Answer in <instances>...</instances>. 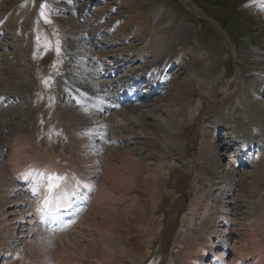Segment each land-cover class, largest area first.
<instances>
[{
  "label": "rangeland",
  "instance_id": "obj_1",
  "mask_svg": "<svg viewBox=\"0 0 264 264\" xmlns=\"http://www.w3.org/2000/svg\"><path fill=\"white\" fill-rule=\"evenodd\" d=\"M84 45L114 62L130 59L111 69L114 80L147 79L137 91L150 95L137 92L138 104L124 106L140 123L119 121L122 107L106 127L118 141L90 168L99 189L90 190L69 235L1 227L0 264H195L196 243L212 221L221 224L215 218L223 210L235 251L227 261L237 262L238 250L257 254L264 247V0H0V93L10 108L1 146L20 133L23 95L30 140L59 166L78 164L69 123L60 120L67 101L58 80L67 54L80 56ZM157 72L163 80L152 93L146 84ZM20 83L29 84L24 94L15 93ZM239 136L255 146L244 153L243 143L232 144ZM96 143L102 151L105 142ZM37 146L33 156L45 161ZM15 194L22 195L17 187ZM251 256L243 264H254Z\"/></svg>",
  "mask_w": 264,
  "mask_h": 264
},
{
  "label": "bare ground",
  "instance_id": "obj_2",
  "mask_svg": "<svg viewBox=\"0 0 264 264\" xmlns=\"http://www.w3.org/2000/svg\"><path fill=\"white\" fill-rule=\"evenodd\" d=\"M69 48L72 51L74 45L70 44ZM72 52L70 54H67V63H66L67 65L65 68V72L58 80L59 87L61 86L60 87L61 91L59 94L60 97L59 96L58 97L60 100L61 98H63L65 101H67V103H69V104L67 103L62 104L61 107L62 113L60 115V120L62 122H66L67 124L69 123L68 126L65 128L66 134L72 138V141L74 140L75 143L73 144L72 150L73 153L77 154L80 157V161L78 162V164H74L71 169H67L61 165L59 166L58 162L54 159V157L47 155V152L40 145L37 146V144L40 143L37 144L35 143V144L41 151L45 153L44 156L45 161H40L35 156H33L32 151H34V147L36 148V146L34 145L33 140H30V137L26 132V127H27L26 118L29 112L28 103L30 101H26L23 95H19L20 99L17 98V101H19L20 103L19 113L22 116V120L19 121L20 133L18 136L12 138L11 141L5 142L4 144H2V146L0 145L1 146L0 161H3L5 165L4 167L3 166L0 167V179L2 178V180H0V222L1 224L3 223L2 226L0 224V228L5 227L13 231L16 228L21 229L22 227V229L25 230L27 229V233L24 234L25 236L27 235L29 236L31 232L33 233L34 229H36L35 226L37 225L44 226L47 230L51 231L52 233L58 232L60 230H64L65 229L64 225H67L66 230L68 232L72 231L74 229L73 222L76 220L77 216L79 215L80 210L78 206L76 207L77 204L76 202L73 201V197L70 198L71 194L68 192L67 189L70 188L77 189L83 185H89L87 187L96 189L97 187H94L96 183H94V180H91L90 178V174H91L90 168L93 166L94 162L98 164V159H100L101 157H103L102 159L105 158V156H102L104 152L107 156V152L110 149L109 144H111V140L113 143L111 144V146L112 145L115 146L116 142L118 141L116 138L115 139L111 138V132L114 129L113 126L112 125L109 126L108 135H106L107 133L106 127L108 126L109 123L114 122V120L116 119V115L120 114L121 112L120 110H122L121 109L122 106L117 109V107H119L121 103L118 100L114 99V97H112L109 94V92L113 90L114 87L116 88L117 86H120L119 83L121 82H118L120 81L119 79L115 81L116 83L114 84V80L108 82L104 79L105 77H107V75H111L110 71L113 68V66L110 67V65L116 64L115 67H117L118 70L121 67H123V65L127 63L130 59L127 61L125 60V62L124 61L114 62V59L112 60V57L106 58L100 53H95V52L93 53V50H91L90 52L89 49L85 46L83 47V49L80 50V52H82V54H85L86 52L88 56L87 59L91 61L93 60L94 63L98 62L97 63L98 67L101 68V70L99 69L95 70L92 66L89 65L87 61L85 62L83 59H80L79 57H77L76 54ZM233 57H235V55H233ZM128 75L129 73H127V76ZM108 77L112 78V76H108ZM162 78L163 77L159 72L155 74V77L154 75H149V80H151L150 86L152 87V90H156L157 88L159 89ZM26 80L29 82V78H27ZM142 82L143 80H141V83ZM123 83H125L124 84L126 88L125 90L128 92H130L129 89L131 87H134L136 86V84H138L135 82H131V80L129 79H127ZM133 83L135 84L132 85ZM26 84L19 85L18 88L15 89V93L24 94L26 87H28L29 85ZM120 91H124V89ZM98 92H101L102 94L97 96L96 93ZM2 101H3L2 93H0V128H2L1 126H3L4 124L8 123L9 117L6 118V116H8L7 113L10 110L9 105H5V104L3 105ZM70 102L75 103V105H73L72 103L70 104ZM123 110H124V116H119L118 117L119 121L140 123L137 120H135V116L133 115L134 114L133 110H130L129 108H125V107ZM96 112L97 115H99L100 112L101 114L105 113L104 120L98 118L95 114H93ZM108 117L111 118L108 119V123L106 124V119ZM94 120H98L99 122L98 125L95 124ZM85 133L90 136L89 138L93 139L92 143L84 142L83 137ZM36 135H38V133L35 134V138H33L35 139V141H37ZM96 141L105 142L103 143L104 149L102 151H101V147L98 146V143H96ZM108 141H110V143ZM240 141L244 145L243 147L244 153L246 151H250L249 147H251L250 145H252L251 142L248 140H244V142L243 140ZM240 141L238 139V142ZM69 146L70 145H68V147ZM110 152L111 151H109L108 153ZM98 153H100V156L96 157L97 158L96 160L93 157H95ZM48 154H51V152ZM3 157L5 158L3 159ZM90 158L94 160L91 161V164H88L87 161ZM210 161L213 164L218 162L217 159L214 158V156L210 158ZM127 162L125 164V170H127L126 169ZM129 162H130L129 164L133 163L132 161ZM134 164H132L133 169H134ZM6 165L8 167L7 170L4 169ZM95 168L96 167L92 168L91 171H97V170H93ZM5 170L8 171V173H6ZM106 170L109 169L107 168ZM122 170H124V168ZM115 173L117 174L116 171ZM115 173L113 172V174ZM127 173L128 172H125V174ZM125 174L123 173V175ZM69 175L72 178H67ZM5 176L11 178L12 181L9 182L8 180L7 182L3 181V177ZM112 177L114 178V175L111 176V178ZM117 177L119 178V176ZM44 182L46 183L43 185ZM111 182L113 183V185H116L117 188H119L118 187L119 185L120 186L126 185L124 181L123 182L118 181L116 178L114 179V181ZM131 183L133 184V181H131ZM21 184H25V187L22 188ZM40 185H43L41 187L43 188V190H41V192H39L38 195H36V191L34 190H36V188ZM16 187L17 188L21 187L19 188V190L20 193H22L21 195L22 198L20 199L21 196L18 198L20 200L15 199L18 195H20V194L18 195L15 194ZM57 188L59 189L65 188V191L59 195L62 197H59L57 200H55L56 195L53 194V191L56 190ZM98 189L99 188H97V190ZM32 194L36 195L37 197L33 196L31 198L32 200L30 203L29 196H32ZM5 206L11 207L9 212H5L4 209L6 208ZM19 206H21V208H19ZM22 206H24L23 207L24 209H22ZM33 212L35 213V215L33 214ZM45 212L46 213L50 212L52 214L51 221L42 218V215ZM61 217L62 218L65 217V220L61 219L63 220V223L60 222L59 220ZM217 218H219L220 220H218ZM215 219L220 221L221 224L218 225L216 220L211 222L209 227L206 228L205 235H203L204 241L202 240L196 243L197 247L195 248V250L198 252L197 255L195 257L191 256L189 258V262H194L195 264H206L205 262L206 257L209 258L211 257L212 264L232 263L227 261V256H226L228 251H233L235 253L234 248L229 247V244L226 239V236L231 233L228 227L230 224V220L228 219L227 212L223 210L221 214H219V216L216 215ZM18 224H20L21 227L20 226L18 227ZM42 230L43 229H41V231ZM219 231L222 233L221 235L218 234ZM45 233L47 232L45 231ZM65 234L66 233L62 234L61 236ZM67 235H69V233ZM58 237L59 236H57V238ZM35 240L38 243L37 238H35ZM261 246L263 245L261 244ZM238 251H239L238 261L232 264H243L244 260H246L247 257H250V255H252L251 257L253 259L254 264H264V247L261 250H259L257 254L254 255L250 253L241 252L240 250ZM40 252L42 254L44 251L43 252L40 251ZM41 254H38L39 257L42 256ZM57 264H61V261L58 260Z\"/></svg>",
  "mask_w": 264,
  "mask_h": 264
}]
</instances>
